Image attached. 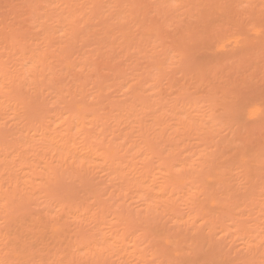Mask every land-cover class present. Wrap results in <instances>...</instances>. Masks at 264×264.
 I'll list each match as a JSON object with an SVG mask.
<instances>
[{"label":"rangeland","instance_id":"374dc122","mask_svg":"<svg viewBox=\"0 0 264 264\" xmlns=\"http://www.w3.org/2000/svg\"><path fill=\"white\" fill-rule=\"evenodd\" d=\"M0 264H264V0H0Z\"/></svg>","mask_w":264,"mask_h":264},{"label":"bare ground","instance_id":"6f19581e","mask_svg":"<svg viewBox=\"0 0 264 264\" xmlns=\"http://www.w3.org/2000/svg\"><path fill=\"white\" fill-rule=\"evenodd\" d=\"M181 110H182V109H181ZM183 110L185 111V109H183ZM186 110H187V109H186ZM185 112H186V111H185ZM185 112H184V113H185ZM185 114H186V113H185ZM185 114H184V115H185ZM181 115H182V114H181ZM184 115H183V116H184ZM187 115H188V114H187ZM187 115H186V116H187ZM173 116H174V115H173ZM179 116H180V114H179ZM183 118H184V121H185V120H186V119H185V116H184ZM186 118H187V117H186ZM189 118H190V117H188L187 119L189 120ZM177 121L179 122L180 120H177ZM181 121H182V119H181ZM163 122H164V121H163ZM163 122H162V123H163ZM178 122H177V124H178ZM189 122H190V121H189ZM169 123H170V122H169ZM190 123H191V122H190ZM182 124H183V123H182ZM188 124H189V123H188ZM163 125H164V124H162V126H163ZM174 125L176 126V124H174ZM184 125H185V124H184ZM191 125H192V124H190V125H188V126H191ZM172 126H173V125H172ZM164 127H165V126H164ZM170 127H171V126H170ZM182 127L185 128L184 126H182ZM162 128H163V127H162ZM165 128H166V127H165ZM165 128H163L162 130H164ZM179 128H180V127H179ZM179 128H178V130H179ZM189 128H190V127H189ZM185 129L188 130L187 127H186ZM166 130H167V129H166ZM180 130H182V129H180ZM171 131H172V130H171ZM173 131H174V130H173ZM179 132H180V131H179ZM179 132H178V131H175L174 133L177 134V133H179ZM163 133H164V132H163ZM48 136H49V135H48ZM52 138H53V137H52ZM49 140H50V138H48V141H49ZM71 141H72V140H71ZM49 142H50V141H49ZM51 142H52V141H51ZM64 143H66V141H65ZM60 144H61V143H60ZM72 144H73V143H72ZM63 145H64V144H63ZM65 145H66V144H65ZM69 145H70V144H69ZM65 147H67V146H65ZM62 148H63V147H62ZM63 150H64V149H63ZM65 150H66V149H65ZM66 160H67V159H66ZM140 179H141V178H140ZM146 179H147V178H146ZM148 179H149V177H148ZM131 180H132V179H131ZM134 180H135V179H134ZM133 182H134V181H133ZM135 183H136V182H135Z\"/></svg>","mask_w":264,"mask_h":264}]
</instances>
